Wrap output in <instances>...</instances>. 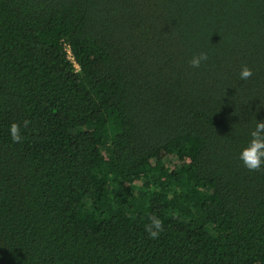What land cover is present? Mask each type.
Here are the masks:
<instances>
[{
  "label": "trees",
  "instance_id": "1",
  "mask_svg": "<svg viewBox=\"0 0 264 264\" xmlns=\"http://www.w3.org/2000/svg\"><path fill=\"white\" fill-rule=\"evenodd\" d=\"M256 121L264 0H0V264H264Z\"/></svg>",
  "mask_w": 264,
  "mask_h": 264
},
{
  "label": "clouds",
  "instance_id": "2",
  "mask_svg": "<svg viewBox=\"0 0 264 264\" xmlns=\"http://www.w3.org/2000/svg\"><path fill=\"white\" fill-rule=\"evenodd\" d=\"M209 59L206 53L193 55L189 61L194 69H199L202 63ZM253 76V71L247 64L241 65L239 78L247 81ZM29 121L23 122V127L27 128ZM10 137L13 143H22L24 137L21 134V124L14 122L9 128ZM251 140L247 147L240 153L239 159L243 162L244 167L252 172L261 171L264 166V122H257L255 129L250 133ZM150 224L145 225V232L150 239H158L160 233L164 230L163 221L158 216L149 217Z\"/></svg>",
  "mask_w": 264,
  "mask_h": 264
},
{
  "label": "built area",
  "instance_id": "3",
  "mask_svg": "<svg viewBox=\"0 0 264 264\" xmlns=\"http://www.w3.org/2000/svg\"><path fill=\"white\" fill-rule=\"evenodd\" d=\"M71 56V55H70Z\"/></svg>",
  "mask_w": 264,
  "mask_h": 264
}]
</instances>
